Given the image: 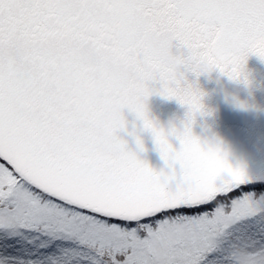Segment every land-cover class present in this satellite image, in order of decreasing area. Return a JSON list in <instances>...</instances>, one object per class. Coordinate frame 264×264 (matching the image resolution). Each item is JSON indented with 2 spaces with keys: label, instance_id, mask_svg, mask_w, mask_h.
<instances>
[{
  "label": "snow or ice",
  "instance_id": "snow-or-ice-1",
  "mask_svg": "<svg viewBox=\"0 0 264 264\" xmlns=\"http://www.w3.org/2000/svg\"><path fill=\"white\" fill-rule=\"evenodd\" d=\"M252 54L264 0H0V264H264V173L194 134L188 76L247 83ZM153 93L186 106L179 126ZM125 109L167 171L135 124L128 147Z\"/></svg>",
  "mask_w": 264,
  "mask_h": 264
},
{
  "label": "water",
  "instance_id": "water-1",
  "mask_svg": "<svg viewBox=\"0 0 264 264\" xmlns=\"http://www.w3.org/2000/svg\"><path fill=\"white\" fill-rule=\"evenodd\" d=\"M244 72L247 83L230 80L217 69L202 72L198 77L188 74L189 79H195L204 93V112L196 115L193 132L202 142H218L231 165H242L253 174L264 173V60L255 54L249 55ZM237 101L246 106H238ZM147 106L149 116L165 130L172 124L179 126L187 110L175 98L158 93L148 97ZM125 117L127 131H121L120 135L127 141L128 147L137 150L134 138L129 135L135 124L144 145L143 151H137L138 156L156 171L162 168L167 171L152 134L147 130L141 131L142 122L127 109ZM169 139L174 146L178 145L174 136ZM174 183L170 181L171 186Z\"/></svg>",
  "mask_w": 264,
  "mask_h": 264
}]
</instances>
